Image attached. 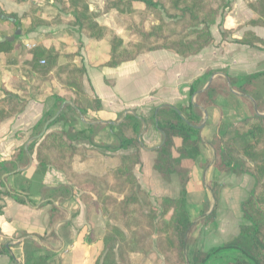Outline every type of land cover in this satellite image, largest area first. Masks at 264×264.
Returning a JSON list of instances; mask_svg holds the SVG:
<instances>
[{
	"label": "crops",
	"instance_id": "0c3cea01",
	"mask_svg": "<svg viewBox=\"0 0 264 264\" xmlns=\"http://www.w3.org/2000/svg\"><path fill=\"white\" fill-rule=\"evenodd\" d=\"M43 1L29 3L37 5ZM223 2L229 5L230 11L225 14L224 21L218 18L211 26L213 43L189 58L163 50L141 55L116 68L103 67L108 61L107 44L90 42L76 33L81 43L76 49L75 61L85 68L83 89L89 97L100 100L101 110L82 115L70 102L65 106L62 104L58 109H61L60 115L44 133V136L48 133L64 135L80 150V155L73 161L76 174L101 178L119 165L121 157L135 150L133 147L117 150L104 147H119L117 136L124 132L122 123L128 115L142 119L141 140L140 137L138 139L141 143V165L133 170L137 183L153 200L184 196L192 223L189 244L202 252L223 246L237 237L238 228L243 223L240 206L253 186L249 176L215 170L214 130L222 122L236 123L256 114L264 115V103L255 110L253 99L237 91L241 79L264 73V49L231 42L232 39H240L246 31H252L264 41V28L237 29L253 18L246 0ZM3 6L21 14L30 8L29 4L20 6L9 0H0L2 11ZM2 23L4 20L0 18V25ZM222 25L236 29L228 41L221 38ZM61 26H48L46 32L51 35L48 39L44 31L21 36L19 47L9 54L0 53V100L8 95L20 97L24 92L30 94L32 91L33 80L24 78L25 63L29 60L25 42L34 41L46 47L52 44L62 52L74 53L71 49L76 46L70 45L68 38L56 36V30H61ZM0 36L11 35H4L0 28ZM209 71L213 74L197 94L214 81L227 82L228 92H219L214 103L204 100L199 105L195 95L190 97L189 87ZM260 93L264 99V88ZM63 94L54 81L47 83L41 88V94L33 96L22 112L0 123V160H9L15 153L18 158L10 160L13 170L9 168L10 163L0 169L3 185L0 191L22 193L28 197L27 203L19 204L12 197L0 196V245L5 247L0 250V264H26L24 242L27 240L37 243L51 255L49 264H94L102 251L104 222L102 225L103 213L99 205L85 207L77 191L69 196L59 194V191L50 194L48 190L59 187L70 192L71 186L65 176L53 168H48L44 174L37 173L36 148L44 136L36 139L43 127L35 133V125L52 109L53 95ZM190 103L201 114L203 127L199 134V156L195 161L183 162V168L189 174L181 185L177 175L165 180L153 169L155 149L164 139L158 124L172 119L152 120L154 110L158 112L165 106L187 107ZM83 130L87 135L84 140L78 138V132ZM214 183L219 185L217 212L213 222L205 223L214 205L209 189V185ZM96 219L101 225L96 224ZM237 258H240L239 254L225 252L210 258L207 264H229Z\"/></svg>",
	"mask_w": 264,
	"mask_h": 264
},
{
	"label": "trees",
	"instance_id": "16d2710c",
	"mask_svg": "<svg viewBox=\"0 0 264 264\" xmlns=\"http://www.w3.org/2000/svg\"><path fill=\"white\" fill-rule=\"evenodd\" d=\"M9 1L20 6L29 4L30 8L20 19H16L14 15L8 17L10 22L11 19L15 20L12 22L13 27L20 30L21 35L14 42H0V53H11L20 46L21 36L31 34L39 27L68 24L90 42L107 44L108 61L102 66L108 68H116L141 55L163 50L182 58L195 56L213 43L211 26L218 18L224 21L225 14L230 11L227 3L219 4L218 0H108L103 6L102 14L115 11L124 19L129 32V41L125 43L114 30L98 23L99 16L90 10L88 0H44L46 6L56 10V14L49 19L43 18L41 8L28 0ZM50 1L53 2L52 5H49ZM246 6L253 18L237 29L264 28V0H246ZM1 14L4 15L2 10ZM134 15L138 22L132 20ZM23 21H28L29 24L25 25ZM235 30L223 27L222 40L228 41ZM231 42L264 49V41L252 31H246L240 39H232ZM26 52L29 60L25 63L27 70L24 71V78L33 80L32 91L30 94L24 92L20 97L8 95L0 100V123L22 112L33 96L41 94L43 85L52 81L64 94L53 95L54 105L35 125V133L53 117L63 102H70L82 115L101 110L100 100L89 97L84 92L85 68L76 63V53L62 52L53 45L46 47L41 43ZM212 74V71L207 72L189 87L190 97L195 95L199 105L204 100L214 103L219 92H228L227 82L214 81L197 94ZM240 83L237 91L250 96L258 109L264 103L260 93L264 88V73L247 76ZM258 85H261L260 88H257ZM154 114L152 121L162 117H171L172 120L158 124L164 139L155 149L153 169L165 180L177 175L180 184L184 185L189 173L183 168V162L195 161L200 153L198 127L202 121L201 114L193 103L187 107L165 106L158 112L154 110ZM61 117L62 115L59 118ZM143 122L135 115L125 118L122 123L124 132L117 136L119 147L104 148L117 150L133 147L135 150L121 157L119 165L101 178L74 172L73 161L80 155V150L64 135L48 133L37 145V173L44 174L48 168H53L61 172L71 186L70 192L64 187L47 192L53 194L59 191V194L69 196L77 191L85 207L98 204L107 219L102 251L94 264H130L129 255L132 253L147 256L153 245V235L157 238L156 254L163 256L164 264H207L210 258L231 251L240 254L245 261L237 258L229 264H264V115H253L236 123L222 122L216 126L212 139L215 170L219 173L249 176L254 185L248 199L241 205L245 224L239 227L238 236L223 246L205 252L198 250L193 255L188 253L186 244L191 221L184 196L176 199L160 197L152 201L141 190L133 174V170L141 165V143L138 139ZM78 134L79 139L87 138L84 130ZM35 143L36 141L32 145ZM16 157L15 153L11 159L17 160ZM11 159L0 160V169H4ZM9 168L14 169L12 162ZM0 187H3L1 181ZM210 190L217 199L218 185L210 186ZM1 195L12 197L19 204L28 202V197L22 193L0 191ZM1 209L2 206L0 212ZM130 212H134V218L128 222ZM213 221L214 213L205 218V223ZM118 223L121 227L117 226ZM125 230L128 231V236L125 235ZM4 248V245H0V250L3 251ZM24 252L26 264H49L51 255L33 241L24 242Z\"/></svg>",
	"mask_w": 264,
	"mask_h": 264
},
{
	"label": "rangeland",
	"instance_id": "374dc122",
	"mask_svg": "<svg viewBox=\"0 0 264 264\" xmlns=\"http://www.w3.org/2000/svg\"><path fill=\"white\" fill-rule=\"evenodd\" d=\"M30 1L31 2H33V1L35 2L36 0H29V2ZM106 1H108V0H88L90 6L92 7V10L99 16L98 19H97L98 23H100L101 25H105V26L111 28L112 30H114L115 33H117L119 36H121L123 38V40L125 41V43H127L129 41V37H128V33L129 32L126 29L127 25H126V22L124 21V19L122 17L118 16V14L115 11H111L108 14H102L103 6H104V4H105ZM222 2H223L222 0H218V3L219 4H221ZM38 3H42V5H43L44 4V1L43 2H38ZM42 5L40 6V8H41L40 9V14H41V16L43 18L49 19L50 17H52L54 15L55 9H53L51 7H48L46 5H43V6ZM28 10H29V7L26 8V12ZM3 12H4V15L7 17V19H5L4 20V23H2L0 25V28L2 29V33L4 35L9 34V35L12 36L14 34V32L16 31V28L13 27V23L14 22L13 23H12V21L10 22L8 17H13V15H14V16H16V19L17 18L20 19V17L22 16L23 13L22 14L19 13V12L14 13V11H10L9 9H6L5 6H3ZM66 19H68V18H66ZM132 20L135 21V22H138L137 16L134 15L133 18H132ZM24 22L26 23L25 25H28V23H29L28 21H24ZM61 27H62V28H60L61 30H56V36L58 38H68L70 45L76 46V47H73L71 50L78 55V51H76V49H79L80 48L78 45H80L81 42L78 41V38L77 37H78L79 34L76 32V29L75 28H72L68 24H63ZM46 28L47 27H39V28H37L33 32V35L35 33H38V31H44L45 38H47V39L48 38H51V35H49V33L46 32ZM57 44L58 45H61L59 43H57ZM140 140H141V136H140ZM214 184H217V183H214ZM214 184L209 185V189H210V186H212ZM253 185H254V183H253ZM252 188H253V186L251 187V190H252ZM218 192H219V185H218V191H217V193ZM213 199H214V205H213V208H212V211L210 212V214L211 213H214V219H215V215H216V212H217L218 196H217V199H215V197L213 195ZM152 201H153V199H152ZM240 209H241V206H240ZM241 215H242V213H241ZM133 218H134V212H132V213L130 212L129 215H128L127 221L128 222H131L133 220ZM242 219H243V216H242ZM101 221H102V225H103V222H104V232H105V225H106L107 219H106V217L104 215H102V220ZM95 222H96V224H100L101 225V223L99 222V220L96 219ZM119 224L120 223H118L117 226H120L121 227V225H119ZM242 224H245L244 219H243V223ZM191 225H192V223H191ZM190 230H191V226L188 229V232H187V235H186V244H187V247H188V253L189 254L192 253V255H193V253H195L198 250L191 248V245L189 244V239H188V236L189 235L188 234H189ZM127 232L128 231H126V230L124 231L125 235L128 236V233ZM146 232H150V230H146ZM238 234H239V228H238ZM103 235H104V233H103ZM103 235H102V237H103ZM156 239H157L156 238V235L151 236V240L153 241V245L151 247V250H150V254L149 255L144 256V255L139 254V253H132V254H130L129 255L130 264H164V262H163V260H164L163 259V256L162 255H159V254L158 255L156 254L157 253L156 252V248H155V240ZM231 252H233V251H231ZM234 253H236V252H234ZM240 258L243 261H245L244 258L241 257V255H240ZM246 263H247V261H246Z\"/></svg>",
	"mask_w": 264,
	"mask_h": 264
},
{
	"label": "water",
	"instance_id": "95a60500",
	"mask_svg": "<svg viewBox=\"0 0 264 264\" xmlns=\"http://www.w3.org/2000/svg\"><path fill=\"white\" fill-rule=\"evenodd\" d=\"M50 3L52 4L53 2H50ZM37 5H40V6H41L42 3H38ZM90 10H91L94 14H96V13L92 10V7H91V6H90ZM0 18L3 19V20L7 19V17H6L5 15L1 14V10H0ZM11 21L14 22L15 20H14V19H11ZM20 35H21V31H20V30H16L12 36H4V37L0 36V42H1V43H3V42H14L15 39H16V37H20ZM210 82H211V81H210ZM210 82H209V83H210ZM66 104H67V102H64V103H63V106H65ZM255 110H256V106H255ZM60 113H61V109L58 110L52 118H50L49 120L46 121V123L43 125V128H42L41 133L36 137V139H40L41 137L44 136V133H45V131H46V129H47V126H48L50 123H52L53 121H55V120L57 119V117L60 115ZM256 115H259V114H256ZM260 116H263V115H260ZM202 127H203V124H201V125L198 127V129L200 130Z\"/></svg>",
	"mask_w": 264,
	"mask_h": 264
},
{
	"label": "built area",
	"instance_id": "2783aa9c",
	"mask_svg": "<svg viewBox=\"0 0 264 264\" xmlns=\"http://www.w3.org/2000/svg\"><path fill=\"white\" fill-rule=\"evenodd\" d=\"M37 46V43L34 41H29V42H25L24 43V48L26 50H32ZM41 64H43V61L41 62Z\"/></svg>",
	"mask_w": 264,
	"mask_h": 264
}]
</instances>
